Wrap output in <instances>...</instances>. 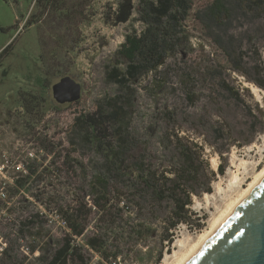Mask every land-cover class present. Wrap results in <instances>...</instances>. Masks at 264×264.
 Segmentation results:
<instances>
[{
	"label": "rangeland",
	"instance_id": "374dc122",
	"mask_svg": "<svg viewBox=\"0 0 264 264\" xmlns=\"http://www.w3.org/2000/svg\"><path fill=\"white\" fill-rule=\"evenodd\" d=\"M226 1L231 12L223 20L224 26L202 28L189 20L188 40L182 39L157 73L121 86L111 80L110 71L125 70L117 50L126 35L144 29L140 21L142 0H86L79 14L78 0H62L73 16L71 21L49 13L42 27L27 28V18L38 14L35 0H0V52L11 44L0 61V193L6 188L3 185L12 184L23 163L39 166L29 193L10 199L6 205L9 211L0 204V236L15 264H40L49 248L60 244L64 229L44 206L52 211L75 206L79 198L90 193L96 179L107 180L111 191L115 187L122 194L118 205L121 215L103 218L105 221L98 224L92 214L87 232L91 234L96 225L98 234L118 251L111 264H175L263 168L264 5ZM201 2L197 0V4ZM220 48H231L232 56L241 58V74L231 70ZM37 68L49 78L46 93L53 106L58 104L50 87L64 76L81 85L79 101L58 105L57 110L40 106L43 113L39 111L37 116L25 113L20 94H35L33 80L25 76L31 70L32 78ZM116 102L115 107L123 108L118 124L137 148L127 155L128 165L139 157L153 168L168 164V160L174 163V152L167 142L161 143L165 135L174 133L200 148L206 171L214 174L211 192L192 197L189 225H177L169 245L162 238L171 203L156 202L135 174L120 179L110 175L93 144L94 132L77 121L86 115L109 114ZM115 126L107 122L109 132ZM67 156L73 167L66 165ZM76 161L83 168L78 169ZM219 165L222 175L217 171ZM205 183L201 177L197 186ZM4 200L0 196V201ZM38 213L43 215L38 224L26 228L23 238H18L15 232L21 223ZM201 217L203 221H197ZM198 222L200 229L195 227ZM137 225L153 233L144 231L143 236H135L132 230ZM29 237L35 238L34 243ZM44 239L50 246L47 250V243L40 246ZM89 255L91 264H98L99 258L91 252Z\"/></svg>",
	"mask_w": 264,
	"mask_h": 264
},
{
	"label": "trees",
	"instance_id": "16d2710c",
	"mask_svg": "<svg viewBox=\"0 0 264 264\" xmlns=\"http://www.w3.org/2000/svg\"><path fill=\"white\" fill-rule=\"evenodd\" d=\"M142 1L144 9L140 21L144 25V29L139 33L133 32L126 35L123 44L117 50V56L126 65L125 70L113 68L110 71L111 80L121 86L138 81L143 76L157 73L165 65L167 58L173 55L174 49L181 45L182 39L188 40L186 29L190 27L189 20L194 25L198 23L202 28L221 27L225 25L223 20L228 19L231 12L226 0H202L200 4H197V0ZM241 1L264 5V0ZM86 5V0H78V14L80 9H84ZM34 7L38 14L35 18L34 14L30 19L27 18L25 28L33 25L42 27V20L49 13L50 16L59 17L60 20H63V17L68 21L71 17L73 18L70 10L62 5V0H35ZM10 47L11 44L0 52V61L7 55ZM220 49L225 58L229 60L228 62L231 63V70L241 74L239 67L241 58L232 56L231 48ZM27 72L25 79L33 80L36 92L35 94H31V92L20 94V100H18L22 110L29 116H37L39 111L43 113L39 107L41 106L42 109L44 105L57 110L60 106H53L46 93L49 86L47 85L49 78H47L46 72L42 68H37L32 78L30 77L32 71L28 70ZM18 100H16L17 104ZM116 104L117 102L114 103L109 114L86 115L78 118L77 121L94 132L95 141L93 144L109 167L110 175L120 179L135 174L138 183L151 192L156 202L168 201L171 203L172 210L165 228L166 235L162 238L169 245L172 243V231L175 227L179 224L189 225L188 208L192 203V197L211 192L210 184L214 179V174L206 171L207 164L201 159L200 148L190 141H183L181 136L174 133L165 135L161 142L162 144L167 142L174 152L172 156L175 159L174 163L170 164V160H168V164H161L159 168H153L150 163L145 162V159L139 157L136 160H131L132 164L128 165L130 158H127V155L136 152L137 148L136 144L130 140L126 129L118 124L123 114V108L122 106L115 107ZM107 122L116 125L112 132L108 131ZM70 160L67 156L65 163L73 167ZM76 165L78 169L83 168L79 161H76ZM21 167V172L13 178L12 184L5 185L8 198L29 193V186L33 178L39 175V166L34 163L25 162ZM217 171L219 175L223 174L221 165L218 166ZM201 177L205 179L206 183L205 186L199 188L197 185ZM109 186L107 180L96 179L90 187V193L85 195L88 197L86 201L85 197H81L75 206H59L54 211L44 206L48 212H54L64 219L67 231L64 232L57 247L49 248L50 246L46 242L47 245L44 249L49 248L50 251L48 255L42 256L40 264H91L92 257L89 252L99 258L98 264L115 263L119 253L115 248L111 249L107 241L98 234L97 226H93L91 234H87L92 214L96 216L94 220L98 224L105 221L103 218L121 215L118 205L121 202L122 194L115 187L111 191ZM38 219H40L38 214L25 218L18 230V236L25 233L24 229L38 224ZM197 221H203L202 217ZM195 227L200 229V222ZM132 231L135 236L139 237L143 236L144 231H148L145 232L148 234L153 233L150 228H143V225H137V229ZM9 253L8 250L6 264H15L17 261Z\"/></svg>",
	"mask_w": 264,
	"mask_h": 264
},
{
	"label": "water",
	"instance_id": "95a60500",
	"mask_svg": "<svg viewBox=\"0 0 264 264\" xmlns=\"http://www.w3.org/2000/svg\"><path fill=\"white\" fill-rule=\"evenodd\" d=\"M50 91L58 105L81 97V85L68 76ZM184 264H264V179Z\"/></svg>",
	"mask_w": 264,
	"mask_h": 264
},
{
	"label": "bare ground",
	"instance_id": "6f19581e",
	"mask_svg": "<svg viewBox=\"0 0 264 264\" xmlns=\"http://www.w3.org/2000/svg\"><path fill=\"white\" fill-rule=\"evenodd\" d=\"M211 163L214 168L217 167V164L214 161H212ZM235 179L236 177H234V182L232 184H235ZM263 179H264V166L258 171L256 176L248 184V186L246 188H243V190L239 193V195H237V198L235 197L236 199H232L227 204L225 211H223L214 220L209 230L204 234L200 235L197 242L194 245H192V247L186 253L181 255L179 259L177 258L178 260L175 264H184L199 249V247L226 222V220L233 214V212L238 208V206L242 204V202L260 184V182H262Z\"/></svg>",
	"mask_w": 264,
	"mask_h": 264
},
{
	"label": "built area",
	"instance_id": "2783aa9c",
	"mask_svg": "<svg viewBox=\"0 0 264 264\" xmlns=\"http://www.w3.org/2000/svg\"><path fill=\"white\" fill-rule=\"evenodd\" d=\"M11 180H13V179H11ZM3 187H5V185H3ZM0 196L5 199L4 201H0L1 209H4L6 211H9V208L6 205L9 202V200L12 199L13 197L12 198H8V196H7L6 192H5V188L2 189V191L0 193ZM49 214L54 215L59 220V225H61L62 228L64 229V232H66L67 229H66V224H65L64 219L62 217H60L59 215H57L56 213H54V212H49ZM38 215L40 216V218H42V216H43L41 213H38ZM19 228H20V226H19ZM19 228H18V230H19ZM24 232H25V229H24ZM18 234H19L18 231L15 232V235L18 238H23V236H24L25 233L23 235H21L22 237L21 236H18ZM29 239L31 240V243H34V241H35V238L34 237H29ZM44 243H46V240L43 243H41L40 246H42ZM33 245H35V244H33ZM36 246H38V245H36ZM8 250L10 251V249L8 248L7 243H5L4 240H3V238H2V236H0V264H6V260H7L6 259V253L8 252ZM28 253H29V251H28Z\"/></svg>",
	"mask_w": 264,
	"mask_h": 264
}]
</instances>
